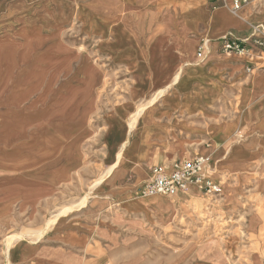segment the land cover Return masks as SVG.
Instances as JSON below:
<instances>
[{
  "label": "rangeland",
  "instance_id": "obj_1",
  "mask_svg": "<svg viewBox=\"0 0 264 264\" xmlns=\"http://www.w3.org/2000/svg\"><path fill=\"white\" fill-rule=\"evenodd\" d=\"M120 1L0 0V264H8L14 245L42 241L61 220L76 228L100 224L117 230L119 243L93 251L100 264H264V146L258 135L237 132L223 139L227 151L240 147L241 161L220 170L222 194L143 195L149 201L139 204L131 199L147 180L135 184L130 172H115L138 163L132 150L147 141L137 129L152 112L155 128L146 157L171 148L169 162L184 156L181 148L194 151L198 140L161 104L168 89L181 102L199 98L188 72L209 62L199 64L202 41L187 43V32L202 20L208 36H225L228 25H218L220 15L243 21L230 6L213 8L209 0L210 13L200 6L205 0ZM252 4L264 12V0ZM170 15L182 24L173 19L170 27ZM253 27L242 38L248 39L252 63L244 70L264 68V49L253 41L264 37L263 22ZM204 40L212 53L217 39L213 45ZM156 46L160 55L171 56L172 67L163 70L161 57L151 54ZM218 54L234 53L218 47ZM233 84L221 80V94L231 95L225 87ZM231 105L225 115H237L239 104ZM125 141L128 146L119 152ZM207 142L212 144L199 138V147ZM59 148L62 155H51ZM21 150L42 152L45 159L26 167L24 157L8 156ZM59 162L66 170L57 169ZM208 168L217 180L213 155ZM100 201L106 206L93 208ZM81 214L93 217L94 225H69Z\"/></svg>",
  "mask_w": 264,
  "mask_h": 264
},
{
  "label": "crops",
  "instance_id": "obj_2",
  "mask_svg": "<svg viewBox=\"0 0 264 264\" xmlns=\"http://www.w3.org/2000/svg\"><path fill=\"white\" fill-rule=\"evenodd\" d=\"M120 2V0H115V4ZM206 4L207 0L200 6L203 10L210 13L211 11L207 9ZM145 7L148 8L152 6L147 5ZM116 12L118 11L116 10L114 14H116ZM241 13L245 18V21L241 19L244 24L235 19L227 18L226 16L223 17L225 21H228L225 33L230 34L234 32L235 36H237L236 38L240 39L252 35L254 24L263 22L264 25L263 9L253 7L252 3L243 7ZM171 16L172 15L166 17L165 21H172V19H174L173 21L177 24H182V19L177 20L176 17L173 18ZM178 16L180 17V15ZM169 26L171 27L172 23H170ZM220 37L223 36L219 35V33H213L211 36H208L202 20H198L195 29L187 32V43L197 46L198 43L200 44L205 38H210L213 45L216 44L213 41ZM187 43L184 42V44ZM172 44L174 47H181L174 43ZM217 46L216 48L214 45L212 46V53L210 52L206 61L204 60V63H209L199 65L198 69L188 72L191 83H195L197 86L196 89L192 91L199 92V98L193 101L185 100V102H181L182 98L181 100L175 99L171 94L172 89H168L171 93L161 104L167 115L177 114L178 121L176 122L185 125V132L198 140V143L195 144L194 151H186L181 148L180 154H184L183 157H191L190 154L193 155L195 153V156L201 155L207 156L208 158L210 155H213L218 165V179L211 178L220 184V170L225 166L232 165L235 161H241L237 158L238 156L240 157L239 146L233 147L230 151H227L221 146L225 137L228 138L233 133L237 132H250L251 134L258 135L259 142L264 146V68H247L244 70V64L248 62L249 54H232L228 58H224L223 54H218ZM195 58L198 60L197 57ZM200 62L203 61L199 60V64ZM247 64L252 65L251 62ZM255 71L256 73H254ZM221 80L226 83H234L233 89L229 86L225 87V91L233 92L231 95L225 97V95L221 94ZM179 95H182V93ZM237 103L239 104L237 115H225L224 111L230 108V104L234 106ZM8 107L9 104L6 110ZM153 118L152 112L137 129V132L144 136L143 140L145 139V141H147H142L132 150V157L137 159L138 163L127 165V167H119L115 171L117 172V176H125L126 173L130 172L135 178V184L143 180H148L154 167L168 168L174 160L182 158L180 156L175 157L167 162L171 155V148H168V150H159L155 156H152L154 158L145 156L147 154L145 148L147 149L150 146V142L148 141L155 128ZM132 138L133 136L131 139ZM199 138L202 141L210 140L212 144H208L207 142V146L202 145V147H199ZM150 148L152 149L153 146L151 145ZM51 155H62L61 148H59L58 152ZM75 155L76 153L72 151V155L68 160L71 161V159L75 158ZM148 155L150 154L148 153ZM159 155L162 159L161 163L158 162ZM8 156L24 157L25 163L23 165H26V167L37 165L45 159V157H42L44 156L43 153L39 151L28 153L21 150L18 153L9 154ZM9 162L10 160H4L1 163L5 166H11L12 164ZM154 163L158 164L150 168L148 167L149 164ZM55 165L57 169H61L64 165V169L66 170V164H63V162L55 163ZM21 167L22 164H20V168ZM198 192V189L194 185H190L184 193L193 197ZM163 197L165 198V196ZM146 200L149 201L146 197H143L142 193L135 194L131 199V201H135L139 204L146 202ZM166 201L168 206L174 208L175 205L173 206L170 204L172 200L166 199ZM98 206H106V202L100 201L99 203H93V208ZM88 215L81 214L79 218L82 219L72 221L69 225H76L78 222V224L84 223L83 225L92 227L94 225L91 222L93 217L89 218L87 217ZM68 221L69 220H61L56 228L52 229L53 231L51 233L45 235L42 241L35 243L19 242L14 245V247L9 249L7 257L8 264H100L94 262L92 259L93 251L99 250L98 245L101 247L102 245L114 246L120 242L116 229L102 228L100 224L90 229L82 227L76 228L74 226H67L68 224L66 223ZM122 262L117 264H124Z\"/></svg>",
  "mask_w": 264,
  "mask_h": 264
},
{
  "label": "built area",
  "instance_id": "obj_3",
  "mask_svg": "<svg viewBox=\"0 0 264 264\" xmlns=\"http://www.w3.org/2000/svg\"><path fill=\"white\" fill-rule=\"evenodd\" d=\"M216 4L228 5L234 12L241 11L243 7L251 4L255 0H209ZM218 47L225 53L248 54L251 50L248 46V39H237L230 34L217 39ZM257 47L264 49V37H255L253 40ZM211 51L207 48L205 41H202L198 48L197 57L204 61ZM209 158L207 156L196 155L193 157H182L174 160L168 168L154 167L149 179L141 189V193L162 194L173 196L184 193L188 185H194L200 193L218 195L221 187L208 173Z\"/></svg>",
  "mask_w": 264,
  "mask_h": 264
},
{
  "label": "bare ground",
  "instance_id": "obj_4",
  "mask_svg": "<svg viewBox=\"0 0 264 264\" xmlns=\"http://www.w3.org/2000/svg\"><path fill=\"white\" fill-rule=\"evenodd\" d=\"M224 6H227V5H224ZM224 8V7H223ZM225 9V8H224ZM230 11L231 12H233V13H235V15H236V17H237V19H239V20H241V19H243V20H245V18H244V16H243V14H238L239 12H241V11H238V12H234V11H232L231 9H230ZM222 14V13H221ZM238 14V15H237ZM220 15V14H219ZM219 17V16H218ZM224 16H221L220 15V17L219 18H217V22H218V25L220 26V25H224V24H226L227 25V22L228 21H225V19L223 18ZM227 18H228V16H226ZM234 17V16H233ZM232 17V18H233ZM215 18V17H214ZM173 20V19H172ZM167 22H172L171 20H167ZM173 23V22H172ZM241 23V22H240ZM213 24H216V23H213ZM164 27V26H163ZM215 28V27H214ZM225 28V27H224ZM223 29V28H222ZM219 31V30H218ZM223 31V30H222ZM184 32H185V30L183 29L182 31H181V33H180V35L181 36H183L184 35ZM213 33H215V32H213ZM205 41V40H204ZM205 45H206V42H205ZM207 47V46H206ZM151 54H153V56L155 57V56H158V57H161V59H162V66H163V70H165V69H167V68H170V67H172V61H173V59H171V56H169V54L167 55V54H161L160 55V52H159V50H158V48H157V46L154 48V49H152V53ZM155 59V58H154ZM152 61V60H151ZM151 65V64H150ZM152 67H154V66H152ZM155 68V67H154ZM152 69V68H151ZM158 72V71H157ZM170 72V71H169ZM162 75V74H161ZM164 75V74H163ZM157 75H154V77H156ZM166 77V76H165ZM174 78V77H173ZM179 78V77H178ZM161 79V78H160ZM173 80V79H172ZM178 80V79H177ZM168 80H167V77H166V80H165V82L163 83V84H166L167 85V82ZM138 116H140L139 115V113H138ZM138 118H136L135 120H134V123H135V121L137 120ZM140 121V120H139ZM134 124L130 127V131L131 130H133L134 129ZM130 142V141H129ZM129 144V143H128ZM128 144H127V141H125L124 143H123V145H122V147H121V149H119L120 151L119 152H121L124 148H126V146H128ZM119 154V153H118ZM118 157H119V155H118ZM120 158V157H119ZM16 161V160H15ZM18 161V160H17ZM21 162V161H20ZM19 163V162H18ZM17 164V163H16ZM14 166V165H13ZM24 167V166H23ZM12 168V167H11ZM14 168V167H13ZM207 168H208V164H207ZM208 171H209V168H208ZM65 175V174H64ZM210 176V175H209ZM211 177V176H210ZM216 182V181H215ZM188 186H190V185H188ZM188 188V187H187ZM187 190V189H186ZM142 195H144V196H167V195H162V194H149V193H146V194H143L142 193Z\"/></svg>",
  "mask_w": 264,
  "mask_h": 264
}]
</instances>
